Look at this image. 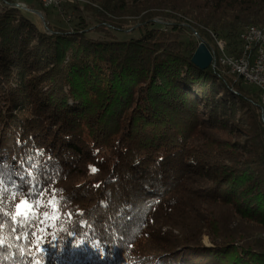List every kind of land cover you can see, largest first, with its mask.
Wrapping results in <instances>:
<instances>
[{
    "label": "trees",
    "instance_id": "trees-1",
    "mask_svg": "<svg viewBox=\"0 0 264 264\" xmlns=\"http://www.w3.org/2000/svg\"><path fill=\"white\" fill-rule=\"evenodd\" d=\"M85 1L102 37L0 9V157L63 190L70 230L92 225L60 233L41 264H264V105L219 64L194 67L185 38L216 54L211 34L235 55L245 27L264 29V0H169V28L148 15L128 40L113 20L142 5Z\"/></svg>",
    "mask_w": 264,
    "mask_h": 264
},
{
    "label": "snow or ice",
    "instance_id": "snow-or-ice-1",
    "mask_svg": "<svg viewBox=\"0 0 264 264\" xmlns=\"http://www.w3.org/2000/svg\"><path fill=\"white\" fill-rule=\"evenodd\" d=\"M37 169L35 163L18 169L0 157V264H41L45 245L55 248L51 242L57 241L60 233L71 237L78 234L77 228L92 227L86 220L71 230L66 227L74 215L64 210L67 198L58 195L62 189L46 184ZM90 171L97 169L90 166Z\"/></svg>",
    "mask_w": 264,
    "mask_h": 264
},
{
    "label": "rangeland",
    "instance_id": "rangeland-1",
    "mask_svg": "<svg viewBox=\"0 0 264 264\" xmlns=\"http://www.w3.org/2000/svg\"><path fill=\"white\" fill-rule=\"evenodd\" d=\"M6 3L13 4L14 8L22 11L24 15L29 18L36 27L40 30L44 29L47 24H50L59 29H68L74 28L75 25L80 24V26L84 27L85 31H88L90 36L94 37H102L103 33L99 32V28H97V17L91 12V10L87 9V2L85 0H77L71 2H65L59 8L49 7L44 8L37 0H3ZM138 2V6H143L142 12L133 16H119L117 19L113 20V22H122L124 28H117V31H110L118 40H128L130 38H137L141 35V30L139 28L143 27V19L148 15L158 14L157 17H151V22L156 24L157 28H169L166 24H172L173 20H171L167 14L163 13V6L169 2V0H136ZM18 4V5H17ZM19 4H24L26 7H22ZM6 6H2L5 8ZM162 8V9H161ZM1 9V8H0ZM165 12V11H164ZM110 24V23H109ZM166 25V26H165ZM110 26H117L111 25ZM187 24H185V28ZM247 27H245L246 29ZM110 29V28H105ZM243 30V29H242ZM197 33L189 29L186 32L185 38L191 39L192 37L197 40ZM212 37V43L216 44V42L221 41L219 38L214 37L209 34V38ZM217 38V39H216ZM219 39V40H218ZM211 44V43H210ZM225 44V43H224ZM243 90L247 93L246 95L254 96L257 90L251 85H242ZM262 103V102H261ZM263 104V103H262ZM264 105V104H263ZM241 111L234 114L233 116V124L238 125L240 127H246L243 125L244 119H241ZM232 123V122H231ZM224 137L232 144H241L244 139L241 136V133L235 130V128L227 127L224 129ZM18 202V201H17ZM261 237H264V232L260 233ZM199 243L202 244L205 248H212L211 236L208 232L203 231V233L199 236Z\"/></svg>",
    "mask_w": 264,
    "mask_h": 264
},
{
    "label": "built area",
    "instance_id": "built-area-1",
    "mask_svg": "<svg viewBox=\"0 0 264 264\" xmlns=\"http://www.w3.org/2000/svg\"><path fill=\"white\" fill-rule=\"evenodd\" d=\"M37 2L44 8H59L70 0H37ZM19 5L26 7L24 4ZM2 6H13V4L0 0V8ZM241 35H245L246 45H239L235 55L227 54L223 41L216 42L217 62L227 69L230 75L236 77L244 75V81L251 83V87L260 93L261 102H264V42L260 39V30H249V33Z\"/></svg>",
    "mask_w": 264,
    "mask_h": 264
},
{
    "label": "water",
    "instance_id": "water-1",
    "mask_svg": "<svg viewBox=\"0 0 264 264\" xmlns=\"http://www.w3.org/2000/svg\"><path fill=\"white\" fill-rule=\"evenodd\" d=\"M198 45L191 55V64L200 71H206L208 69H217V59L215 51L211 46H207L198 36Z\"/></svg>",
    "mask_w": 264,
    "mask_h": 264
},
{
    "label": "bare ground",
    "instance_id": "bare-ground-1",
    "mask_svg": "<svg viewBox=\"0 0 264 264\" xmlns=\"http://www.w3.org/2000/svg\"><path fill=\"white\" fill-rule=\"evenodd\" d=\"M71 1L75 2L77 0H70V2ZM249 30H251V31L260 30V39H262V41L264 42V29H262L261 27H257V26H249L246 29L244 28V30L238 36V42L240 45H246V37H245V35H241V34H247V33H249ZM237 78L242 81V83H243L242 85H244V84L245 85H251V83H248V81H244V75H237ZM259 95H260V93H259ZM262 103L264 104V102H262Z\"/></svg>",
    "mask_w": 264,
    "mask_h": 264
}]
</instances>
